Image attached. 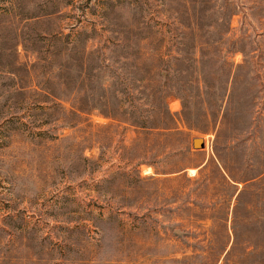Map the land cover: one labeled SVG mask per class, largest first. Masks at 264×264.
<instances>
[{
    "label": "trees",
    "instance_id": "1",
    "mask_svg": "<svg viewBox=\"0 0 264 264\" xmlns=\"http://www.w3.org/2000/svg\"><path fill=\"white\" fill-rule=\"evenodd\" d=\"M8 2L0 106L10 111L1 123L10 135L27 129L32 143L64 144L58 159L69 157L60 167L73 181L93 177L115 149L117 161L91 186L107 205L139 208V264H264V51L228 39L238 0H160V9L134 0L132 14L105 10L83 27L82 18L62 25L72 0ZM19 48L33 61L21 60ZM237 52L242 63L231 60ZM170 97L180 100L178 113ZM47 125L74 133L49 135ZM128 130L136 133L129 144L116 139ZM193 132L214 135L207 159L192 149ZM95 148L97 157L86 154ZM142 166L153 174L143 176ZM165 212L181 220L158 217ZM89 216L99 250L110 242L113 251L119 215Z\"/></svg>",
    "mask_w": 264,
    "mask_h": 264
},
{
    "label": "rangeland",
    "instance_id": "2",
    "mask_svg": "<svg viewBox=\"0 0 264 264\" xmlns=\"http://www.w3.org/2000/svg\"><path fill=\"white\" fill-rule=\"evenodd\" d=\"M72 1L74 4L63 10L67 14L63 26L74 23L77 18L83 20L79 27L89 26V20L96 19L105 10L117 8L129 14L134 10V0ZM149 1L152 7L156 4L157 9L164 8L160 5V0ZM238 2L240 7L231 19V31L227 37L244 38L247 50H259L262 53L264 0ZM8 4V0H0V13ZM69 31V28L64 29L65 34ZM19 52L21 60L33 61V57L27 56L22 48H19ZM243 59L241 52L231 56L236 64L242 63ZM5 79L6 75H2L0 82ZM168 101L173 113L181 110L180 100L170 97ZM261 109L264 110V104ZM9 114L6 107L0 106V264H31L37 258L40 264H139V259L134 257V211L137 212L139 208L118 209L116 203L107 205L106 201L98 199L99 195L91 186L92 180L103 177L107 168L117 161L115 149L107 151V161L102 162V167L93 175L94 178L84 176L73 181L68 169L63 172L60 167V164L68 166L69 157L63 161L58 159V153L65 151L64 144L60 147L55 140L41 143L38 139L37 144L32 143L27 129L10 135L9 126L1 125L2 120L8 118ZM92 119L94 123L107 122L98 115H94ZM24 121L28 122L29 118ZM41 130H47L49 135L68 136L74 133L68 127L61 129L48 125ZM135 137V131L128 130L124 136L120 135L116 139H122L129 144ZM198 137L205 138L206 148L202 151L207 159L211 153L214 135L193 132L190 135L191 144ZM180 145L181 142H178L177 146ZM86 154L97 157L99 150H87ZM187 173L193 178L197 174V168L190 167ZM141 174L151 175L153 169L142 166ZM146 211L143 209L139 214L143 215ZM89 212H93V215L103 213L104 218L113 213L121 218V224L118 223L121 232L118 246L113 251L109 246L110 242H106L104 249L99 250L100 235L90 220ZM151 216L153 214L147 215ZM158 217L167 222L181 220L176 212H165V215ZM27 241L33 248L28 247ZM149 261L144 258L140 263Z\"/></svg>",
    "mask_w": 264,
    "mask_h": 264
},
{
    "label": "water",
    "instance_id": "3",
    "mask_svg": "<svg viewBox=\"0 0 264 264\" xmlns=\"http://www.w3.org/2000/svg\"><path fill=\"white\" fill-rule=\"evenodd\" d=\"M192 147L195 151L204 150L206 148V141L203 137L194 138L192 141Z\"/></svg>",
    "mask_w": 264,
    "mask_h": 264
}]
</instances>
